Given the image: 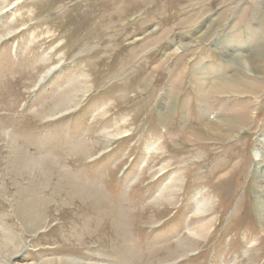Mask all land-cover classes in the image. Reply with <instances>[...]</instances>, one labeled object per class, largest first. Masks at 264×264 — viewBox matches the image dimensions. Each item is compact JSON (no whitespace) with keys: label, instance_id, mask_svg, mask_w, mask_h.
I'll return each instance as SVG.
<instances>
[{"label":"rangeland","instance_id":"obj_1","mask_svg":"<svg viewBox=\"0 0 264 264\" xmlns=\"http://www.w3.org/2000/svg\"><path fill=\"white\" fill-rule=\"evenodd\" d=\"M207 3L0 0V264H264V0Z\"/></svg>","mask_w":264,"mask_h":264},{"label":"bare ground","instance_id":"obj_2","mask_svg":"<svg viewBox=\"0 0 264 264\" xmlns=\"http://www.w3.org/2000/svg\"><path fill=\"white\" fill-rule=\"evenodd\" d=\"M213 4H214V0H208V3L206 4V6L211 7V6H213ZM193 23H195L194 17L192 18V20H190L186 24L187 25H192ZM201 26H203L202 27V30H200V32H198V36L196 38L198 41L196 40L195 43H193V44L186 43V44L179 45L176 49L173 50L172 53H170V55H175V54L179 53V51H181L183 49H187V48H189L191 46L194 47L193 46L194 44H197L200 40H204L207 37V35H209V33L211 31V28H210V25H206V24H201L200 25V28H201ZM212 29H213V27H212ZM220 55L226 58V56L228 54L225 51H222L220 53ZM263 58H264V54L263 53L257 54V57H255V59H258L259 62H262L261 59H263ZM243 62H246L248 65H250V63H251L250 60H246V59ZM243 65H246V64H243ZM255 70L256 71L258 70L256 68V66H255ZM50 72H51V70L48 72V74ZM230 77H231L232 80H229V79H226V80L225 79H221V81L218 84L210 83V79L206 80V77L204 79V80H206L205 82H200L202 79H200L199 82H200V84H203V88L205 89L206 93L209 94L210 96H213V95L221 96V95H224L226 93H230L231 90H235L236 88H238L237 84H232L234 81H240V82H242V80H239V77L238 76L237 77L230 76ZM229 130H231V128H229ZM226 133L228 134V135L226 134V137H230L229 136V133L228 132H226ZM196 134L200 135V137H201L200 140L202 138H207V136L208 137H213V136L216 135L215 134V131L213 130V127H211V126H208L207 128H205L203 130H199L198 129L197 132H196ZM216 137H219V138H221L223 140L226 139L225 136H222V135L218 136V134H217ZM258 146H259V144H258ZM261 148H262V146H261ZM261 148L259 147V149H261ZM257 154H259L260 157H261V155L264 156V151L262 152V151L259 150ZM257 174H258V181H259V184H260L259 185L260 192L264 195V167H259ZM36 209L37 208L35 206L34 207H31V208L28 207L27 210H23L21 212V214H22L23 217H26L29 222H33L34 221V218H35ZM257 211H258V214L261 217V219L264 221V203H261L260 201L258 202ZM204 231L205 230L203 228H201V229L198 230V232L192 233L189 237H191V239H196V237L199 238L203 234ZM6 239L7 240H10V238H6ZM0 249H4L5 250V253L9 254V257H8L9 259L12 258V257H15L16 254H17V252L19 251L16 248H9V246H7V244H6V241H5V243H2L0 241ZM189 249H190V245H189V243H186V242H184L183 245H180L179 246V251L182 252V253L188 251ZM177 256H180V255H176V257Z\"/></svg>","mask_w":264,"mask_h":264}]
</instances>
